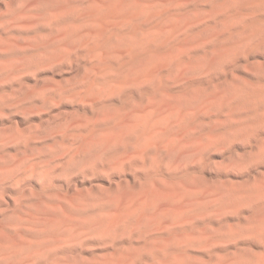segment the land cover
<instances>
[{"label":"rangeland","instance_id":"rangeland-1","mask_svg":"<svg viewBox=\"0 0 264 264\" xmlns=\"http://www.w3.org/2000/svg\"><path fill=\"white\" fill-rule=\"evenodd\" d=\"M92 2L0 0V264H218L264 249V153L243 151L253 136L235 137L226 109L236 102L226 77L240 84L254 73L245 45L204 66H160L167 84L207 97L169 116L160 133L184 137L161 153L162 138L125 139L124 90L141 84H93L113 71L91 66ZM181 6L193 14L184 56L202 59L229 32L226 11L206 0ZM259 120L246 130L262 133ZM160 231L171 235L143 244Z\"/></svg>","mask_w":264,"mask_h":264},{"label":"bare ground","instance_id":"bare-ground-1","mask_svg":"<svg viewBox=\"0 0 264 264\" xmlns=\"http://www.w3.org/2000/svg\"><path fill=\"white\" fill-rule=\"evenodd\" d=\"M92 1L91 20L96 25L93 29L96 38L90 50L98 55V59L91 66L99 70L113 71L112 76L102 81L93 80V84L107 87L111 91H116V88L126 89L122 88L125 86L137 87L136 84H141L138 91L124 90L125 100L120 104L126 111V114L120 116V120L129 126L127 130L129 136L127 133L126 140L156 143L158 138H162L158 140L164 149H160L161 153L176 149L179 145L173 140V135L180 134V139L184 136L177 129L174 132L161 133L160 130L168 123L171 114L183 116V110L194 105L198 96L200 97L198 101L203 104L207 102V97L201 95L202 91L195 89V86L189 85L180 90L167 84L162 79L160 66L192 64L204 66L213 61L214 54L218 58L228 57V54L233 52L234 46L243 43L244 64L251 66L254 73L246 75L240 84L234 74L226 77L230 84L225 94L231 100L232 98L236 100L234 103L227 101L226 109L228 116H232L238 122L233 126L234 136L244 138L253 136L248 147L243 151L255 150V157L264 153V130L262 133L246 130L249 122L257 123L260 121L259 117L264 118V56L257 54L258 50L255 51L264 47V0H206L226 11L219 19L221 23L218 22L222 25L230 23L228 24L230 30L218 39L214 50H205L202 59L196 58L195 55L184 56L186 47L194 41L193 33L187 25L193 14H191L192 10L181 6V3L193 0ZM180 25L186 29L187 34L183 36L177 34ZM115 54L119 55V59L113 58ZM230 66H235L232 68L233 73L237 70L238 64L232 61ZM169 74L174 76V71H169ZM183 97L184 101H182ZM130 99L137 105L130 106L127 102ZM145 100H149V104H145ZM243 109L248 112L246 116L240 114ZM245 122L248 123L245 125ZM256 189L258 192H264V178ZM261 232L264 235V227H261ZM170 235L160 231L148 236L143 244L151 247L155 242ZM119 255L123 254L119 252ZM155 257L166 259L160 255ZM217 262L218 264H264V249L254 254H246L239 250L235 259Z\"/></svg>","mask_w":264,"mask_h":264}]
</instances>
